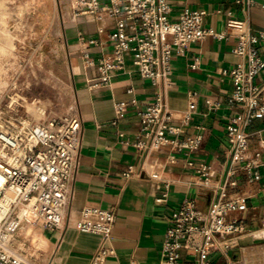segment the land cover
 Instances as JSON below:
<instances>
[{
	"label": "crops",
	"instance_id": "crops-1",
	"mask_svg": "<svg viewBox=\"0 0 264 264\" xmlns=\"http://www.w3.org/2000/svg\"><path fill=\"white\" fill-rule=\"evenodd\" d=\"M168 1L173 20L185 9L205 10V26L217 31L226 29L229 18L246 16L253 32L264 33V0H253L251 5L236 0ZM115 24L116 20L108 16L68 17L65 22L74 113L82 119L83 132L64 226L47 230L41 224L28 225L20 233L22 238L26 232L38 264H90L101 236L82 233L75 227L84 207L115 213L109 241L114 253L107 264H165L162 243L182 201L194 199L205 210L217 193L213 186L203 185L202 177L188 161L212 164L214 185L224 181L230 166L226 126L236 112V107L229 103L233 91L230 72L239 61L236 37L231 34L226 39L208 37L191 44L184 56H174L172 60L167 108L174 123L182 126L183 136L202 135L200 148L179 153L163 146L143 158L133 146L140 129L137 109L130 106L127 115L116 120L115 104L135 100L139 109L145 108L153 102L156 87L140 75L130 55L123 68L111 73L108 84L100 83L97 65L87 64L86 54L95 61L112 57L113 44L108 34ZM258 48L264 56V39ZM263 80L264 72L257 77V83ZM129 89L133 91L129 93ZM206 100L217 102L218 108H211ZM186 115H190L187 122ZM247 133L251 152L259 150L264 140V115L252 123ZM129 166H134L136 172L127 178L124 174ZM153 173L159 178H151ZM237 179L239 185L232 192L246 200L247 210L229 218L243 219L247 232L229 255L248 264H264V173L258 182H249L242 173ZM182 254L180 264H197L194 253ZM217 262L225 264L222 258Z\"/></svg>",
	"mask_w": 264,
	"mask_h": 264
},
{
	"label": "built area",
	"instance_id": "built-area-1",
	"mask_svg": "<svg viewBox=\"0 0 264 264\" xmlns=\"http://www.w3.org/2000/svg\"><path fill=\"white\" fill-rule=\"evenodd\" d=\"M236 2L253 4V0ZM64 8L67 17L108 16L116 20L108 34L112 57L95 61L86 54L87 64L97 65L101 84H108L111 73L123 68L130 55L140 75L156 87L153 102L145 108L139 109L135 100L115 104L116 120L124 118L130 106L137 109L140 129L133 146L143 158L163 146L179 153L200 148L202 135L183 136L182 126L174 123L167 108L172 60L184 56L191 44L208 37H236L239 61L230 72L233 91L229 99L236 112L226 126L230 166L224 181L214 185L212 164L188 161L202 177L203 185L213 186L217 193L205 210L194 199L182 201L166 230L161 254L165 264H180L183 251L194 253L197 264H218V258L225 264H248L229 255L247 232L243 219L229 216L247 210L246 200L232 192L239 185L238 174L245 175L249 182H258L264 173V140L259 150L251 152L247 133L252 123L264 115V80L257 83L264 72V56L258 48L264 33L253 32L246 16L229 18L226 29L217 31L205 26V10L185 9L173 20L168 0H66ZM206 103L214 109L219 105L210 100ZM189 119L186 115L185 121ZM82 132V119L74 112L38 123H29L23 117L0 119V264H37L27 234L20 237L24 227L41 224L44 229L56 230L64 226ZM135 172L136 168L129 166L124 175L129 178ZM151 178L158 179L159 175L153 173ZM81 216L75 227L82 233L101 236L90 264H107L114 253L109 245L114 211L84 207Z\"/></svg>",
	"mask_w": 264,
	"mask_h": 264
},
{
	"label": "rangeland",
	"instance_id": "rangeland-1",
	"mask_svg": "<svg viewBox=\"0 0 264 264\" xmlns=\"http://www.w3.org/2000/svg\"><path fill=\"white\" fill-rule=\"evenodd\" d=\"M65 1L0 0V119L74 112Z\"/></svg>",
	"mask_w": 264,
	"mask_h": 264
},
{
	"label": "bare ground",
	"instance_id": "bare-ground-1",
	"mask_svg": "<svg viewBox=\"0 0 264 264\" xmlns=\"http://www.w3.org/2000/svg\"><path fill=\"white\" fill-rule=\"evenodd\" d=\"M28 228H29V227H28ZM28 228H27V229H28ZM29 230H30V229H29ZM35 236H36V235H35ZM35 236H34V237H35ZM37 237H38V236H37ZM40 238H41V237H40ZM42 240H43V239H42ZM42 240H41V241H42ZM43 241H44V240H43Z\"/></svg>",
	"mask_w": 264,
	"mask_h": 264
}]
</instances>
